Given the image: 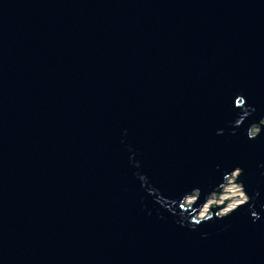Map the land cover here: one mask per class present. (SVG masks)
I'll use <instances>...</instances> for the list:
<instances>
[{
	"label": "water",
	"instance_id": "water-1",
	"mask_svg": "<svg viewBox=\"0 0 264 264\" xmlns=\"http://www.w3.org/2000/svg\"><path fill=\"white\" fill-rule=\"evenodd\" d=\"M0 264H264V0H0Z\"/></svg>",
	"mask_w": 264,
	"mask_h": 264
},
{
	"label": "built area",
	"instance_id": "built-area-1",
	"mask_svg": "<svg viewBox=\"0 0 264 264\" xmlns=\"http://www.w3.org/2000/svg\"><path fill=\"white\" fill-rule=\"evenodd\" d=\"M228 182L232 183V184L231 185H226L224 187V189H223V192H231V193H225V194L222 193L221 195H219V199L220 200H215L214 199V202H215V204L221 205V204H223V200H226L227 198H231L224 205L225 207L227 206L229 208L228 211H231L236 206H238L239 203H242V201H245L246 197H245L241 187H239L236 184H233V180L232 179L229 180ZM237 196H241V197L237 198ZM232 197H234V198H232ZM231 204H233V206H231ZM228 211H226V212H228Z\"/></svg>",
	"mask_w": 264,
	"mask_h": 264
},
{
	"label": "bare ground",
	"instance_id": "bare-ground-1",
	"mask_svg": "<svg viewBox=\"0 0 264 264\" xmlns=\"http://www.w3.org/2000/svg\"><path fill=\"white\" fill-rule=\"evenodd\" d=\"M233 179H234V177L232 178V180H233ZM230 180H231V179H230ZM228 183H229V182H228ZM228 185H231V184H228ZM236 185H237V184H236ZM238 186H239V185H238ZM221 194H222V193H221ZM221 194H220V195H221ZM223 194H225V193H223ZM245 197H246V196H245ZM210 200H211V199H210ZM245 201H246V199H245ZM245 201H242V203H239L238 205H241V204L245 203ZM192 202H193V199H189V198H188V199L186 200V203H188V204H190V203H192ZM215 205H216V204H215ZM222 208H223V207H222ZM221 210H222V209H221ZM221 210H220V211H221ZM228 210H229V208L225 209L224 211L221 212V214H222V213H228V212H229ZM226 211H228V212H226ZM207 212H208V206H206L205 208H203V209L201 210V212H200V214H199V217H200V218L204 217V216L206 215Z\"/></svg>",
	"mask_w": 264,
	"mask_h": 264
},
{
	"label": "rangeland",
	"instance_id": "rangeland-1",
	"mask_svg": "<svg viewBox=\"0 0 264 264\" xmlns=\"http://www.w3.org/2000/svg\"><path fill=\"white\" fill-rule=\"evenodd\" d=\"M251 133H252V134L257 133V129H252ZM235 175H236V174L234 173V174H233V177H235ZM231 188H232V187H231ZM232 190H233V189H232ZM189 199H193V198H189ZM193 201H194V199H193ZM245 202H246V201H245ZM212 203H215V202H214V199L209 200V202H208V204H207L206 206H208V208H209V206H210ZM187 204H188V203H187ZM187 204H186V205H187ZM216 205H219V204H216ZM206 206H205V207H206ZM231 206H233V204H231ZM205 207H204V208H205ZM236 207H237V206H236ZM227 208H228L227 206H226V207L224 206V207L222 208V210L219 212V214H221V212L224 211V210L227 209ZM208 210H209V209H208ZM222 214H224V213H222ZM204 217H205V216H204Z\"/></svg>",
	"mask_w": 264,
	"mask_h": 264
}]
</instances>
